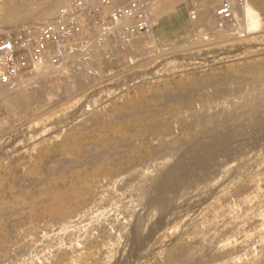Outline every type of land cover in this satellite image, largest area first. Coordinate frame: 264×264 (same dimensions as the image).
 <instances>
[{
	"label": "rangeland",
	"instance_id": "rangeland-1",
	"mask_svg": "<svg viewBox=\"0 0 264 264\" xmlns=\"http://www.w3.org/2000/svg\"><path fill=\"white\" fill-rule=\"evenodd\" d=\"M6 1L0 0V33L42 24L27 22L28 17L20 14L15 24L2 26ZM17 1L32 2L33 10L40 0ZM65 4L55 7L51 18ZM254 8L259 19L255 30L240 21L235 34L225 29L217 35L215 29L205 33L195 28L189 13L200 8L186 0L176 8V20L169 27L173 34H184L174 41H156L152 32L153 40L139 37L68 73L36 72L13 87L0 86V264H52L55 253L63 249L71 257L64 264H249L264 254V134H259L264 133V104L260 114L253 115L256 109L250 108L257 106V98L264 101V90L253 94L254 106L241 109L250 112L246 130L239 132L244 134L194 139L198 152L193 157L204 166L198 171H205H197L199 182L191 188L184 185L176 195L167 193L168 213L150 201L153 193L146 196L147 204L146 197L136 194L141 181L174 162L170 151L197 135L195 112L206 107L212 114L225 108L226 104L219 105L221 98L233 101L239 94H249L252 79H264V8ZM171 10L161 13L156 23ZM208 21L209 26L216 25L213 17ZM9 91L16 92L6 96ZM184 92L193 94L189 101L175 99ZM115 113L121 118L110 122ZM217 139L222 144L213 149ZM255 142L259 147L250 149ZM87 155L93 160H85ZM65 159L80 165L59 172ZM100 227L106 228L107 238L84 248L85 235ZM145 235L150 236L146 249L136 251ZM233 238L237 242L220 252L197 251L200 240L223 244ZM183 251L187 261L179 262ZM237 251L240 259L233 258Z\"/></svg>",
	"mask_w": 264,
	"mask_h": 264
},
{
	"label": "built area",
	"instance_id": "built-area-1",
	"mask_svg": "<svg viewBox=\"0 0 264 264\" xmlns=\"http://www.w3.org/2000/svg\"><path fill=\"white\" fill-rule=\"evenodd\" d=\"M162 0H71L37 29L23 24L0 33V86L13 87L36 72L56 75L84 61L147 37L156 25L154 9ZM247 0H220L213 9L218 29L235 34L237 9ZM195 20L194 10L189 13Z\"/></svg>",
	"mask_w": 264,
	"mask_h": 264
},
{
	"label": "bare ground",
	"instance_id": "bare-ground-1",
	"mask_svg": "<svg viewBox=\"0 0 264 264\" xmlns=\"http://www.w3.org/2000/svg\"><path fill=\"white\" fill-rule=\"evenodd\" d=\"M71 0H40V1H37V2H35L33 5L35 6V8L33 9V10H31V8H30V6H31V3L32 2H30V1H28V2H18L17 0H7L6 2H5V4H4V14H5V16H4V18H3V20H2V26H4V27H6V26H11V25H13V24H15L18 20H19V15L20 14H22V15H25L26 17H28V19H27V22H33V23H42V24H45L46 22H48L49 20H50V18H51V15L53 14V9L55 8V7H57V6H59V5H62V4H65V3H68V2H70ZM184 1H186V0H164L162 3H160L155 9H154V14H155V19L161 14V13H163V12H166L167 10H171V9H173V7H175L176 5H179V4H182ZM191 1V3L193 4V6H198L200 9L196 12V11H194L195 12V15H196V18H195V20H193L194 22H192L193 24H194V26H195V28H198V29H203V30H205L204 32L206 33V32H209V31H211V30H213V29H215V31H214V33L213 34H217V35H219V34H222V33H226V31H225V29H218L217 28V26L215 25L214 27H211V26H209L208 25V20L209 19H211L212 17H213V8H214V6H215V3L217 2V0H190ZM2 6V5H1ZM254 7H260V8H264V0H247V2H246V4L245 5H243V6H241V7H239L238 9H237V13H238V16H239V21H241V23H242V25H244L246 22H249V26H250V28L252 29V30H255L257 27H258V25H259V19L257 18V14H255V12L256 11H254L255 10V8ZM196 9H198V8H196ZM23 21V20H22ZM42 24L40 25V24H37L36 26H38V27H40V26H42ZM243 27V26H242ZM251 30V31H252ZM256 34V33H255ZM149 37L151 38V40H153L154 39V35H153V33H151L150 35H149ZM153 37V38H152ZM259 40V39H258ZM109 55V54H108ZM107 55V56H108ZM41 72V71H40ZM43 72H45V71H43ZM167 72V71H166ZM45 73H47V72H45ZM36 74H38V73H36ZM233 83V82H232ZM232 83H231V85H232ZM238 84V83H237ZM236 84V85H237ZM77 85V84H76ZM244 85V84H243ZM249 85V87H250V93L249 94H242L241 96H239L240 94H239V91H238V96H236L235 98L236 99H234L233 101H225V99H222L221 98V100L219 101V105H221V104H226V107L225 108H221L220 110H218V111H216V112H213L212 114H208L207 112H206V110H207V108L206 107H202L201 109H200V111H197V112H195V118L197 119V121H196V123H197V125H196V127H199L200 128V130L199 131H197V135H193V137L192 138H190V139H188V140H186V141H181L180 142V145H179V148L177 147V149H175L174 151H170L169 152V156L170 157H172V158H174V162L172 163V164H170L169 163V165L170 166H168L166 169H164V168H161V169H164V170H162V171H160V173H158L155 177H153V178H151V179H149V180H147V181H141L140 183H139V187H138V189H137V196H138V198H142V197H148V196H150V194L151 193H153V197L152 198H150V201L152 200L153 202H156V205H158V206H160L161 207V213H164L165 214V212H166V210H167V212L166 213H168L169 212V209L168 208H170L171 206V204L168 202V201H166V199L165 198H167V197H165V196H167V193H175V195H176V192H178V190L180 189L181 190V188L184 186V185H186V186H189L190 188H191V184L193 183H197V182H199L198 181V176L196 177V175H197V173L199 172L198 170L199 169H203V167L201 166H199V163L201 162V160H200V158L199 159H197V160H195L194 159V157H193V155H195L196 154V152H198V151H196L195 152V150H197V147H198V144H196V143H194V142H197V140L195 139V138H197V137H200V136H202V137H206V138H213V137H215L216 136V133H217V135H218V137L217 138H219L220 136H222L223 137V135L224 134H230V133H232V134H238L239 132H244L245 130H246V122H245V120H246V116L248 115V114H250V112L247 114V113H245V111H242L241 109H242V107L244 106L245 108H246V110H247V107L249 106V105H252V106H254V104H255V102H257L255 105H257L256 107H250V108H252V110L253 109H256V112L254 113V112H252V113H254L253 115H255V114H257V113H259L260 114V106L262 105V104H264V103H261V100H262V96L261 97H259V98H257V100L254 102L253 100L254 99H252L253 98V94L254 95H256L255 93L256 92H259L260 91V93L262 92V90H264V79H257V78H254V79H252V81L248 84ZM19 86V85H18ZM75 86V85H74ZM3 87V86H2ZM22 89L21 88V86L20 87H16V89L15 90H18V89ZM75 88V87H74ZM74 88H73V91H74ZM78 88V87H77ZM19 89V90H20ZM76 89V88H75ZM71 90H72V88H71ZM78 90V89H77ZM98 91V90H97ZM97 91H95V92H97ZM16 91H9V94L8 95H6V96H10L11 94H13V93H15ZM64 93H67V91L65 90L64 91ZM100 93V92H99ZM102 94V93H101ZM100 94V95H101ZM17 95V94H16ZM192 93H190V92H184V93H181L178 97H176L175 99L177 100V99H180V100H184V101H189L190 100V98L192 97ZM258 95V94H257ZM68 96V95H67ZM263 96H264V94H263ZM97 98V97H96ZM91 99V98H90ZM166 100H167V102L168 101H172V97H169V96H166V98H165ZM174 99V100H175ZM13 100V99H12ZM95 100V99H94ZM93 100V101H94ZM262 102H264L263 100H262ZM41 103V102H40ZM214 102L213 101H211V102H208V104H209V107H210V109H211V106H213L214 104H213ZM207 104V105H208ZM264 106V105H263ZM262 107V106H261ZM263 108V107H262ZM262 110V109H261ZM248 111H249V109H248ZM251 113V114H252ZM264 113V112H263ZM261 114H262V111H261ZM250 116H252V115H249V118H252V117H250ZM261 116V115H260ZM259 117V116H258ZM119 119V118H121L118 114H110V118L108 119L110 122H113V121H115L116 119ZM260 119H261V117H259ZM262 118H264V117H262ZM252 119H254V117L252 118ZM249 120V119H248ZM251 120V119H250ZM249 120V121H250ZM258 121V118L256 119V117H255V121ZM108 121V122H109ZM255 122V123H259V122ZM260 121V120H259ZM264 120H262L261 122H263ZM251 122H253V120H251ZM247 123H249V122H247ZM254 123V122H253ZM249 124H251V123H249ZM263 124V123H262ZM250 126V125H249ZM251 126H252V124H251ZM251 126H250V128H251ZM256 126H258L257 124H256ZM260 126H261V123H260ZM259 127V126H258ZM262 127V126H261ZM261 127H260V130H262L261 129ZM250 128H248V130L250 129ZM254 128V127H253ZM264 128V127H263ZM255 129L256 128H254L253 130L255 131ZM259 129V128H258ZM257 130V129H256ZM264 130V129H263ZM253 131V132H254ZM251 133H253L252 131H250ZM257 132V131H256ZM263 132V131H262ZM260 133L259 132V134H264V133ZM247 133V132H246ZM199 134V135H198ZM240 135L241 134H244V133H239ZM247 134H249V133H247ZM246 134V135H247ZM251 135V134H250ZM255 135H257V134H255ZM229 136V135H228ZM238 136V135H237ZM236 136V137H237ZM243 136V135H242ZM241 136V137H242ZM249 136V135H248ZM254 136V135H253ZM258 136H260V135H258ZM257 136V137H258ZM230 137H234V136H231L230 135ZM229 137V138H230ZM241 137H239V139L241 138ZM251 136H249V138H250ZM148 138H149V136H148ZM205 138V139H206ZM246 138V137H245ZM255 138V137H254ZM262 138H264V137H262ZM194 139L196 140V141H194ZM197 139H199V138H197ZM200 139H201V141H202V138L200 137ZM219 139H221V137L219 138ZM225 139V138H224ZM231 139H235V138H231ZM238 139V138H237ZM239 139H238V141H239ZM251 139V138H250ZM258 139V138H257ZM261 139V138H260ZM206 140H208V139H206ZM244 140V139H243ZM242 140V141H243ZM246 140V139H245ZM253 140V139H252ZM263 140V139H262ZM261 140V141H262ZM194 141V142H193ZM200 141V140H199ZM216 141H218V139L217 140H215V141H213L212 142V144H211V147L213 148V149H216V148H218L219 146V144L221 145L222 143H217ZM223 141V140H222ZM227 141H229V139L227 140ZM226 141V142H227ZM235 141V140H234ZM254 141H256V139H254ZM253 141V142H254ZM260 141V140H259ZM260 141V142H261ZM221 142V141H220ZM240 142H241V140H240ZM245 142L246 141H244V143H242V144H245ZM249 142V141H248ZM201 143V142H200ZM234 143V142H233ZM232 143V144H233ZM261 143H263L264 144V141L263 142H261ZM138 144V143H137ZM196 144V145H195ZM226 144V143H225ZM259 143L258 142H255V143H251L250 144V146L251 145H253V146H255V145H258ZM200 145H205L206 146V144H203V143H201ZM247 145H249V144H247ZM260 145V144H259ZM259 145H258V147H259ZM262 145V144H261ZM141 146V145H140ZM178 146V145H177ZM195 146H197V147H195ZM218 146V147H217ZM228 146H229V144H228ZM239 146V145H238ZM250 146H248L250 149L251 148H253L252 146L250 147ZM264 146V145H263ZM131 147V146H130ZM200 147H202V146H199V149H200ZM208 147H210V146H208V144H207V148ZM230 147V146H229ZM232 147H233V145H232ZM231 147V148H232ZM241 147V146H240ZM243 148H244V146H242ZM247 147V146H246ZM235 148V147H234ZM237 148V147H236ZM254 148H256V147H254ZM205 149H206V147H205ZM204 149V150H205ZM228 149V148H227ZM230 149V148H229ZM242 149V148H241ZM263 149V148H262ZM222 150V149H221ZM221 150H219L220 152H221ZM243 150V149H242ZM155 151V150H154ZM179 151V152H178ZM208 152V150H205V152ZM211 151H212V149H211ZM230 151V150H229ZM231 151H232V149H231ZM234 151V150H233ZM239 151V150H238ZM264 151V150H263ZM156 152V151H155ZM204 152V151H203ZM199 153H200V151H199ZM213 153V152H212ZM223 153V152H222ZM91 154V153H90ZM204 154V153H203ZM215 154V153H214ZM220 154V153H219ZM167 155H168V153H167ZM198 155V154H197ZM202 155V154H201ZM211 155V154H210ZM222 155V154H221ZM230 155V154H229ZM200 156V155H199ZM218 156V155H217ZM216 156V157H217ZM262 156V155H261ZM197 157V156H196ZM202 157H204V156H202ZM207 157H209L208 155H207ZM212 157H214V156H212ZM254 157V156H253ZM263 157V156H262ZM198 158V157H197ZM220 158V157H219ZM226 158V157H225ZM203 159H205V158H203ZM217 159V158H216ZM224 159V158H223ZM228 159V158H227ZM239 159V158H238ZM85 160H87L88 162L90 161V160H93L92 158H91V156L90 155H87V157L85 158ZM97 160V159H96ZM99 160H101V159H99ZM195 160V161H194ZM207 160V159H206ZM98 161V160H97ZM208 161V160H207ZM219 161H220V159H219ZM237 161V160H236ZM253 161V160H252ZM252 161H251V163H252ZM257 161V160H256ZM88 162H86V164L88 163ZM92 162V161H91ZM135 162V161H134ZM214 162V161H213ZM218 162V161H217ZM216 162V163H217ZM205 163V162H204ZM208 163H209V161H208ZM255 163V162H254ZM201 164V163H200ZM211 164V163H210ZM80 164L76 161V160H74L73 161V159H72V161H69V160H67V159H65V160H62V161H60V163H59V165H58V171L59 172H64V170H66V169H70V168H76V167H78ZM202 165V164H201ZM206 165V167L208 166L207 164H205ZM213 165H215V164H213ZM250 165V164H249ZM255 165V164H254ZM213 167V166H212ZM245 167V166H244ZM198 168V169H197ZM44 169V168H43ZM146 169V168H145ZM207 170V169H206ZM230 170H232V169H230ZM229 170V171H230ZM198 171V172H197ZM205 170H200V172H204ZM214 171V170H213ZM199 172V173H200ZM235 172V171H234ZM203 175V174H202ZM132 177V176H131ZM195 177H196V179H195ZM33 179H35V178H33ZM44 179V178H43ZM125 179V178H124ZM132 179V178H131ZM134 179V178H133ZM132 179V180H133ZM36 180V179H35ZM135 180H136V178H135ZM200 180V179H199ZM224 179H222V181H223ZM204 181H205V179H204ZM200 184V183H199ZM229 184V183H228ZM30 185V184H29ZM185 186V187H186ZM119 187V186H118ZM131 187V186H130ZM183 189V188H182ZM186 189V188H185ZM112 190V189H111ZM242 192V191H241ZM243 193V192H242ZM124 194V193H123ZM116 195V194H115ZM183 195V194H182ZM181 195V196H182ZM172 196V195H171ZM174 196V195H173ZM172 196V197H173ZM199 196V195H198ZM115 197V196H114ZM147 197H146V200H144V202L145 201H147L148 199H149V197H148V199H147ZM171 197V198H172ZM194 197V196H193ZM125 198V197H124ZM123 198V199H124ZM128 198V197H127ZM171 198H169V199H171ZM191 198V197H190ZM122 199V200H123ZM115 200H116V198H115ZM127 200V199H126ZM189 200V199H188ZM121 201V200H120ZM149 201V200H148ZM149 201V202H150ZM192 201V200H191ZM113 202V201H112ZM128 202V201H127ZM148 202V203H149ZM173 202V201H172ZM175 202V201H174ZM146 203V202H145ZM192 203V202H191ZM120 204V203H119ZM118 204V205H119ZM147 204V203H146ZM152 204V203H151ZM154 204V203H153ZM88 205V204H87ZM113 206V205H112ZM140 206V205H139ZM145 206V205H144ZM144 206H142L143 207V209L145 208ZM172 206H173V204H172ZM180 206V205H179ZM147 207H148V205H147ZM154 207H156L157 208V206H154ZM111 208H113V207H110V209ZM115 208H116V206H115ZM149 208H150V206H149ZM126 209V208H125ZM141 209V208H140ZM155 209V208H154ZM174 209V208H173ZM116 210V209H115ZM147 210V208H145V211ZM158 210H160V208L158 209ZM157 210V211H158ZM171 210H172V208H171ZM170 210V211H171ZM85 211V210H84ZM138 211H140V210H138ZM141 211H142V209H141ZM94 212V211H93ZM105 212V211H104ZM121 212V211H120ZM137 212V211H136ZM143 212L144 211H142L141 212V214L143 215ZM160 212V211H159ZM177 212H178V210H177ZM100 213H102V212H100ZM140 213V212H139ZM139 213H138V215H139ZM145 213V212H144ZM150 213V212H149ZM160 213V214H161ZM175 213V212H174ZM110 214V213H109ZM135 214V213H134ZM164 214H161L162 216L164 215ZM180 214V213H179ZM100 215V214H99ZM106 215H108V214H106ZM137 215V216H138ZM147 215V214H146ZM158 215V214H157ZM161 215H159V216H161ZM103 216V215H102ZM101 216V217H102ZM111 216H112V214H111ZM165 216V215H164ZM133 217V216H132ZM142 217H144V215L142 216ZM157 217V216H156ZM139 218H140V216H139ZM158 218H160V217H158ZM157 218V219H158ZM164 218V217H163ZM162 218V219H163ZM264 218V217H263ZM77 219H78V217H77ZM101 219V218H100ZM102 219H103V217H102ZM133 219V218H132ZM162 219H160V220H162ZM143 220V219H142ZM156 220V219H155ZM98 221V220H97ZM134 221H135V219L133 220V223H134ZM139 221V220H138ZM101 222V221H100ZM135 222H137V220L135 221ZM142 222H144V221H142ZM146 222V221H145ZM156 222V221H155ZM160 222V221H159ZM54 223V222H53ZM94 223V222H93ZM92 223V224H93ZM98 223V222H97ZM156 223H158V221L156 222ZM155 223V224H156ZM162 223V222H161ZM256 223V222H255ZM254 223V224H255ZM264 223V219L262 220V223L261 224H263ZM92 224H90V225H92ZM135 224V223H134ZM152 224V223H151ZM150 224V225H151ZM154 224V225H155ZM159 224V223H158ZM89 225V224H88ZM141 225V224H140ZM153 225V226H154ZM101 226V225H100ZM112 226V225H111ZM133 226V225H132ZM138 226V225H137ZM156 227H158V225H155ZM154 226V227H155ZM255 226H257V225H255ZM131 228V227H130ZM57 229V228H56ZM138 229V228H137ZM143 229V228H142ZM148 229V228H147ZM150 229V228H149ZM151 229H152V227H151ZM155 229V228H154ZM153 229V230H154ZM161 229V228H160ZM68 230V229H67ZM71 230V229H70ZM139 230L140 231H143V230H141L140 228H139ZM152 230V231H153ZM253 230H255V229H252V231ZM58 231V230H57ZM148 231V230H147ZM247 232H250L248 229L246 230ZM94 231H91V232H89V233H87L86 235H85V237L83 238V242L81 243L82 245H83V247L84 248H86V249H90V248H92L94 245H96L97 243H98V240L100 239V240H104L105 238H107V234H106V228L105 227H100V229L99 230H97L96 232H94ZM130 232H133V230L132 231H130ZM155 232V231H154ZM153 232V233H154ZM150 233H152V232H150ZM125 234V233H124ZM135 233H133V235H134ZM131 235V234H130ZM138 235L140 236V234H139V232H138ZM137 235V236H138ZM151 235V234H150ZM102 236H104V237H102ZM149 235H145L144 237H142L141 239H140V241L138 242V248H136V251H139V250H141V248H143L147 243H148V241L150 240L149 239ZM131 238H132V236H131ZM135 237H133V239H134ZM139 239V238H138ZM236 239V238H235ZM234 238L233 239H231V240H228L227 239V241L226 242H223V244H222V242H221V240H217V241H211V240H208V241H205V240H200V242H198L197 243V251H198V253L199 254H212V253H216V252H220V251H222V250H224L225 248H229V247H231V245L234 243L235 244V242H237L236 240H235ZM80 240H81V238H80ZM132 240V239H131ZM78 241V240H77ZM136 242V241H135ZM135 242H134V244H135ZM221 242V244L218 246V243H220ZM262 242V241H261ZM263 242H264V240H263ZM133 243V242H132ZM59 244V243H58ZM62 244H63V242H62ZM62 244H61V246H62ZM74 244H75V242H74ZM129 244H131V243H129ZM263 244L264 243H262V246H263ZM216 246H218L217 248H216ZM260 246H261V244H260ZM261 246V247H262ZM130 247V246H129ZM57 248V247H56ZM131 248H133V246L132 247H130L129 248V250L131 249ZM55 249V248H54ZM79 249V248H78ZM144 249H146V246H145V248ZM143 249V250H144ZM34 250V249H33ZM23 251V250H22ZM32 251V250H31ZM35 251V250H34ZM131 251V250H130ZM133 251V250H132ZM132 251H131V253H132ZM135 252V251H134ZM240 251H237L236 252V255L233 257V258H235V259H240V255L238 254ZM130 253V252H129ZM130 253V254H131ZM136 253V252H135ZM128 254V253H127ZM202 254V255H203ZM235 254V253H234ZM33 255V254H32ZM129 255V254H128ZM128 255H126V256H128ZM133 255H135V254H133ZM40 256V255H39ZM125 256V257H126ZM140 256V255H139ZM134 257V256H133ZM205 257V256H204ZM53 258H54V262L52 263V264H64V263H67L70 259H71V257L68 255V253L65 251V249H63V250H61V251H57L56 253H55V255L53 256ZM137 258V257H136ZM35 259V258H34ZM50 258H48V257H46V259L45 260H49ZM98 259H99V257H98ZM138 259V258H137ZM140 259V258H139ZM202 259V258H201ZM52 260V259H51ZM177 260L179 261V262H184V261H187V256L185 255V253H184V251L183 252H181V254L177 257ZM203 261V260H202ZM44 262V261H43ZM26 263V262H25ZM123 263V262H122ZM197 263V262H196ZM201 263V262H200ZM38 264H43L41 261H39L38 262ZM119 264V263H118ZM249 264H264V254L262 255V256H260V257H258V258H256L255 260H253L252 262H250Z\"/></svg>",
	"mask_w": 264,
	"mask_h": 264
},
{
	"label": "crops",
	"instance_id": "crops-1",
	"mask_svg": "<svg viewBox=\"0 0 264 264\" xmlns=\"http://www.w3.org/2000/svg\"><path fill=\"white\" fill-rule=\"evenodd\" d=\"M184 2H186V1H184ZM178 6H176L173 10L169 11L167 13V16L166 15L163 16L164 15L163 14L161 16L160 20H157V23L153 29V32H155L156 35L158 36L157 37L158 39L155 38L156 41H158V40L165 41V42L174 41V40H176V39H178L184 35V34H178V33L173 34V32L170 31L171 29H169L170 25L173 22H175V20H176V16L178 13V10L176 8ZM180 14H182V13L179 12V15Z\"/></svg>",
	"mask_w": 264,
	"mask_h": 264
}]
</instances>
